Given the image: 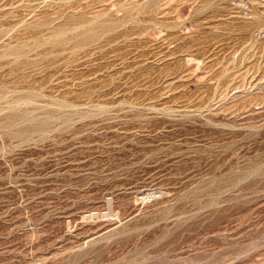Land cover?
Returning <instances> with one entry per match:
<instances>
[{
    "label": "rangeland",
    "instance_id": "obj_1",
    "mask_svg": "<svg viewBox=\"0 0 264 264\" xmlns=\"http://www.w3.org/2000/svg\"><path fill=\"white\" fill-rule=\"evenodd\" d=\"M0 264H264V0H0Z\"/></svg>",
    "mask_w": 264,
    "mask_h": 264
}]
</instances>
